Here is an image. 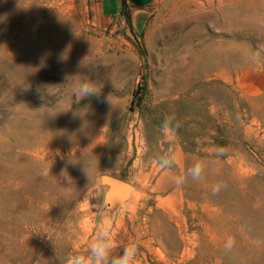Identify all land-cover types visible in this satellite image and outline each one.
Segmentation results:
<instances>
[{
  "label": "rangeland",
  "instance_id": "374dc122",
  "mask_svg": "<svg viewBox=\"0 0 264 264\" xmlns=\"http://www.w3.org/2000/svg\"><path fill=\"white\" fill-rule=\"evenodd\" d=\"M98 2L0 0V264H59L104 217L135 264H264V0H155L108 29Z\"/></svg>",
  "mask_w": 264,
  "mask_h": 264
},
{
  "label": "clouds",
  "instance_id": "9594fccd",
  "mask_svg": "<svg viewBox=\"0 0 264 264\" xmlns=\"http://www.w3.org/2000/svg\"><path fill=\"white\" fill-rule=\"evenodd\" d=\"M97 92L90 83H84L75 95L83 98ZM178 124H174V117H166L160 127V132L168 143L176 140V128ZM157 166L165 171H170L178 163L176 153L169 148L162 155L157 157ZM205 171L204 162L197 161L187 168L180 176L175 178L177 184H183L188 177L194 181H199ZM65 178L71 182L67 172L62 173ZM220 186L216 185L212 188L213 193L219 191ZM231 246V241L228 242ZM57 254V251H56ZM138 255V243L130 241L126 244H120L117 234L113 228L109 218L104 217L95 227L87 247L83 251H73L66 256L57 257L59 264H135Z\"/></svg>",
  "mask_w": 264,
  "mask_h": 264
},
{
  "label": "crops",
  "instance_id": "0c3cea01",
  "mask_svg": "<svg viewBox=\"0 0 264 264\" xmlns=\"http://www.w3.org/2000/svg\"><path fill=\"white\" fill-rule=\"evenodd\" d=\"M155 0H99L97 8V25L102 29L111 27L115 19L122 15L125 9L146 8Z\"/></svg>",
  "mask_w": 264,
  "mask_h": 264
},
{
  "label": "trees",
  "instance_id": "16d2710c",
  "mask_svg": "<svg viewBox=\"0 0 264 264\" xmlns=\"http://www.w3.org/2000/svg\"><path fill=\"white\" fill-rule=\"evenodd\" d=\"M122 13H125V10Z\"/></svg>",
  "mask_w": 264,
  "mask_h": 264
}]
</instances>
